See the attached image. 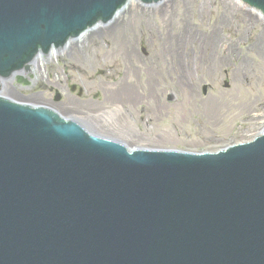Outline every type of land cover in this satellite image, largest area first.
<instances>
[{
  "label": "water",
  "instance_id": "1",
  "mask_svg": "<svg viewBox=\"0 0 264 264\" xmlns=\"http://www.w3.org/2000/svg\"><path fill=\"white\" fill-rule=\"evenodd\" d=\"M125 1L0 0V75ZM0 264H264V134L218 152L128 151L0 97Z\"/></svg>",
  "mask_w": 264,
  "mask_h": 264
},
{
  "label": "rangeland",
  "instance_id": "2",
  "mask_svg": "<svg viewBox=\"0 0 264 264\" xmlns=\"http://www.w3.org/2000/svg\"><path fill=\"white\" fill-rule=\"evenodd\" d=\"M121 12L76 51L48 56L30 84L5 82L2 94L108 134L116 119L135 131L139 112L141 131H151L140 141L154 147L208 150L259 128L264 51L254 43L264 44L263 16L238 0H132ZM123 127L114 130L126 135Z\"/></svg>",
  "mask_w": 264,
  "mask_h": 264
},
{
  "label": "bare ground",
  "instance_id": "3",
  "mask_svg": "<svg viewBox=\"0 0 264 264\" xmlns=\"http://www.w3.org/2000/svg\"><path fill=\"white\" fill-rule=\"evenodd\" d=\"M130 2H132L131 0H129V2L125 5V7L130 3ZM244 5V4H243ZM124 7V8H125ZM123 8V9H124ZM122 11V10H121ZM117 12L114 16H116L117 18L116 19H118V17L119 18H122V16L123 15H120L122 12ZM103 30H99V28H89L88 30H86V32H83L75 41H73V42H71V41H68L67 42V44L65 45V48H67V51L68 52H74V51H76V48L78 49L79 47H82L83 46V40H82V38H86V37H89V38H91L92 36H94L96 33H98V32H102ZM210 34H212V33H210ZM213 37V36H212ZM192 38H193V36H192ZM255 44V48L257 49V51H264V44H263V42H260V45L262 46V48H260V45H259V43L257 42V40H256V42L254 43ZM227 51H229V50H227ZM60 53V51L58 50V49H54V48H52V51L50 52V53H46V54H42V53H37L36 54V56L32 59V61L30 62V67H31V69H32V71H33V73H34V77L33 78H31V80H36L37 78V75H38V73L41 71V69H40V66L42 65V67H44V71H46V68H45V62L47 61V59H48V56H50L52 59H54V57H58V54ZM122 57H123V55L122 54H120ZM176 56H177V53H176ZM19 73H21V74H23V75H25V77H29V72H28V70H26V69H21V70H19L18 71ZM126 92V91H125ZM132 95V94H131ZM133 96V98L135 97L136 98V96L135 95H132ZM131 96V97H132ZM133 98H130L129 99V102H132L133 101ZM124 100H126L125 98H124ZM24 101H27L28 102V100H24ZM44 105H47V104H44ZM49 106V105H48ZM51 108H53L52 106H50ZM60 113V112H59ZM62 114V113H61ZM63 115V114H62ZM64 116H66V115H64ZM261 125H263V123H261L260 124V127L259 128H257V129H254L252 132H249V131H246L241 137H240V139L241 140H245V139H249V138H251V137H253L254 135H256L258 132H259V130L261 129ZM255 130H258V131H255Z\"/></svg>",
  "mask_w": 264,
  "mask_h": 264
}]
</instances>
